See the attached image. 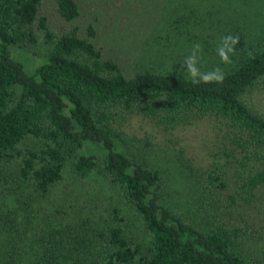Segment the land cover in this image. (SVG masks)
Instances as JSON below:
<instances>
[{
  "label": "trees",
  "instance_id": "obj_1",
  "mask_svg": "<svg viewBox=\"0 0 264 264\" xmlns=\"http://www.w3.org/2000/svg\"><path fill=\"white\" fill-rule=\"evenodd\" d=\"M176 1L156 39L172 49L138 68L79 25V0H0V264H264V114L245 102L264 0ZM197 43L223 83L181 69ZM203 124L219 146L188 157L180 132Z\"/></svg>",
  "mask_w": 264,
  "mask_h": 264
},
{
  "label": "rangeland",
  "instance_id": "obj_2",
  "mask_svg": "<svg viewBox=\"0 0 264 264\" xmlns=\"http://www.w3.org/2000/svg\"><path fill=\"white\" fill-rule=\"evenodd\" d=\"M79 1L83 13L79 25L94 23L98 33L97 45L104 53L119 57L129 67H152L156 63H162L158 55L159 50L168 52L172 47V42L159 43L156 39L157 35H164L162 31L166 12L172 10L176 0ZM260 12L264 14V10ZM6 52L13 61L22 65L25 74H31L35 64L38 67L43 60L39 56H33L27 49L14 46L7 47ZM245 102L264 114V85L250 92L245 97ZM180 137V146L185 147L188 157L209 159V155L219 146L211 124L193 125L181 130ZM97 150L98 148L92 150L91 147L87 149L88 152Z\"/></svg>",
  "mask_w": 264,
  "mask_h": 264
},
{
  "label": "clouds",
  "instance_id": "obj_3",
  "mask_svg": "<svg viewBox=\"0 0 264 264\" xmlns=\"http://www.w3.org/2000/svg\"><path fill=\"white\" fill-rule=\"evenodd\" d=\"M224 46H218L216 49V53L220 58V62L222 64H231L232 61L230 59V54L234 53V46L238 42V37L227 36L222 38ZM230 42V43H229ZM198 53H202V45L199 43L193 46V50L190 55L185 57L184 63L181 66L182 70L187 71V73L191 77V82L193 85L198 84H211L217 83L221 84L224 80L223 70L219 67L212 69L211 71L202 72L198 65L202 59V55H198Z\"/></svg>",
  "mask_w": 264,
  "mask_h": 264
}]
</instances>
